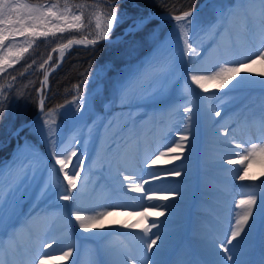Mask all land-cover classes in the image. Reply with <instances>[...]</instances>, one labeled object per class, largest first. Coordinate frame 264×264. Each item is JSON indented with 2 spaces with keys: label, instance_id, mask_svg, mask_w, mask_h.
I'll return each mask as SVG.
<instances>
[{
  "label": "rangeland",
  "instance_id": "1",
  "mask_svg": "<svg viewBox=\"0 0 264 264\" xmlns=\"http://www.w3.org/2000/svg\"><path fill=\"white\" fill-rule=\"evenodd\" d=\"M26 2L31 3L33 5L48 6L53 3H56H36L31 0H26ZM60 3L63 4L64 1H61ZM247 3L251 4V0H207L206 4H204L201 10L194 13L195 23L193 29L189 31V41L196 42L198 44L197 48L199 49V51L200 49L206 48L211 45L214 49H217L216 51H219V47L222 49V45H227V48L229 49L230 53L234 54L235 56H238L237 52L235 51H237V49L238 51L241 50L240 48L242 46V42L239 41L238 37H236V39L234 40L231 37V33H239L237 29L231 26L229 32L227 31V34L223 36L220 34L217 35L216 30L215 32H213V29H215V24L217 23L218 26L216 27V29L220 32L222 30L221 27L224 26L225 22L229 24V20L232 18L231 13L237 8V6L246 9L252 7ZM71 4L79 5L83 3ZM84 5L91 6L95 4L92 3ZM254 7L257 10V15L255 18L251 19L252 25L249 28H245V31H243L244 36H248L251 33L250 30L253 29V27L255 32L259 36V4L256 3ZM142 9L144 8L142 7ZM246 9H244V15ZM101 10L105 13L109 12L108 10ZM73 11L77 15L80 14L79 9L73 8ZM83 11L85 15L86 13H88V17L85 16V23L88 26L85 29L79 31L75 29H69L65 31L64 33H67L68 36H71L72 38H82V36L84 35L83 33H85L89 27L94 28L95 17L93 13L96 10L92 7H87ZM151 13H156V11L151 7H148L147 10L143 11L139 17L135 19L132 18L129 23L132 29L128 31L129 33L126 32L128 34H124L127 29L126 27L122 29H116L120 22L114 26L112 32L109 34V38L105 41H108L111 37L122 35V40L119 39L121 40V47L123 50L122 53L123 55L128 56L129 60H131V63L123 71H121L117 75L115 74L114 79L110 78V73L114 70V68H111V70H103L100 66V68L96 69L92 79H100L103 76L107 78V82L98 80L88 90L84 91L82 94L79 95L82 98L80 102L84 105L80 112H75L76 105L72 103L75 98L72 101H69L56 109L44 108L43 112L35 122L18 132L17 134L13 135V146L7 153L0 155V186H2L5 192L8 191L10 186L14 189L18 188V191L15 192L14 198L0 202L3 204L4 207L5 221L4 228L0 229L1 258L2 255H4V257L1 259L3 262H1L0 264H28V254H38V252L36 251L40 247L38 239L36 238V236H34L32 230H34V227H41V224L44 223V226L47 228V230L51 232L50 235H52V244L55 243L54 245H52L49 240H47L46 242L40 241L42 243L41 247H43L44 251L47 250L48 245H52L48 253H54V256L52 259H49L48 263L46 264H71L74 259H77L75 253V247L77 245L83 244L84 248H87L90 251L96 248L97 242L99 241V239H102L101 237L103 236V234H105L103 233V230L105 228L97 230L94 233V236H86L81 234L80 237L76 235L77 222L74 219L75 211L74 209H72L74 199L69 201L59 199V195L63 192V186L66 181L62 179V173H59L57 171L59 166L55 165L54 157L49 155V149L52 148L54 145L58 154L61 152L66 154L70 150L75 149L77 152V157L73 158L74 162L78 157H82L83 161H86L87 159L85 158L84 152H79L78 150L80 146L83 148V133L85 134L88 128V132L91 136V139L89 140L87 138L84 147L88 148L89 146H94V143L96 144V142L93 141H96L98 139V132L102 129L100 126H102L104 122L108 123L110 126V128L107 127L109 134V142L106 147L110 149L111 144L113 146L115 145L113 148V152H110L109 155H105V152H98L97 154L101 163L103 165L105 163V165L104 167L100 165L97 166L95 172L98 174V176L93 175L94 177L90 181V201L94 200V198L96 197L98 192L102 190V188H106L107 184H104L105 177L102 176V174H105L108 169H114L116 172H118L116 176L120 179L123 177V175L131 176L128 181L123 180L126 182L122 185L116 184L113 188L117 191V195H119L122 200L126 198L133 201L135 200L134 197H136L138 194L136 195L135 193L130 191L133 186L139 187L142 185V177H140L138 173L136 174V176H134L133 174H131L133 171H128L127 173L122 172L119 166L120 163L122 165L124 164V160L122 159L120 150L124 149L123 147L125 143L129 141V139L133 138L138 131H146L145 129H149L148 131H150L151 127L155 126L154 120L143 122L142 117L144 115L147 117L148 114L151 113H148V110L145 111V109L151 108L155 103L161 104L164 101L168 102V98H170L169 96H159L160 98L158 97V95L162 94L164 87H166L167 85V82L170 83L172 79L175 80L174 85L186 84V78L184 77V73L182 74L181 70L182 66L193 67L200 57L199 56L197 58H194L192 59V61L186 63V51L183 50V38L179 36L175 28L177 22L171 19L172 16L159 18L153 17L148 20L146 24L138 25V21L149 16ZM120 15H123V22L129 19V17H132L131 13L118 14V17ZM223 17L225 20H222ZM152 20L159 21L157 22L156 26L158 27V29H160L159 31L157 30V32L153 34L152 37L155 38L158 35H160V37L148 51L143 52L141 43L137 40H134L133 37H135L136 31L145 28L147 24ZM89 21H91V23H89ZM235 21L236 23H238V17ZM243 23L244 25H242V27L248 26L249 19L245 17ZM209 26L212 27L209 28ZM155 29L156 27L153 25L149 28V31L152 32ZM206 32H211V34H207ZM202 33H205V37L202 40L200 39L199 42L198 38ZM226 36L227 39L223 40ZM36 38L38 37H32L30 34L18 36L14 41L9 38V40L5 42V49L0 51H3L4 55L8 57V60L12 62L11 66H9L8 62L3 64V69L5 70L11 68L21 58L25 57L30 52L31 47L33 46ZM29 40L32 41L31 46H29L28 44ZM250 44L252 43L250 42ZM8 45L13 46L12 53L7 52ZM22 48H26L27 51L21 52L20 49ZM59 58L60 57L58 46L55 51V55L52 56L51 60L49 61V67H54L58 63ZM240 58L241 57H238V59ZM222 62H224V60L218 62L212 68L211 74L213 71H218V65ZM175 73L178 74L176 79ZM241 75H244V73H242ZM237 79H239V77H237ZM129 82H132L133 84V87L130 91L124 88V85L128 84ZM209 82L210 88L207 92H204L202 89L199 88L193 89V87L191 88L190 86L185 87V89L188 91V94L184 96L185 99H182L183 95H175V98L177 97L180 102L176 104V108L172 109L173 111H169L172 115H182L183 118H186L187 116L189 117L191 115L194 119V121H192L194 124L193 127H191L190 135V139H193L192 137L194 136V142L191 143L192 150L187 151L186 153L188 155L185 158L178 160L174 164L180 165V167L182 168H186V164L190 162V164L187 166L190 168L194 166L192 168V173L196 172L195 177H198V174H203L204 177H207V175L209 174L208 172L212 174L211 176H215L216 172L214 171V166L212 165V163H218L221 161L216 159L214 156L210 157L209 155L205 154L209 145L216 146L218 144L204 133H201V137H199L198 135V132H202L203 130V115H205L204 111L201 108L202 99L198 100V96L203 94L206 98V105H213L215 107V110L221 109L222 106L227 105L226 103H229V108L221 113L225 114L229 109H235L239 105V102H241L242 99L238 102H235V98L240 97L241 93L244 91V88L242 86H239L238 88L233 89L230 93V96L223 99L221 103H215L216 100L219 99V96L212 95V93L216 91L215 85L217 82ZM233 82L235 83V81ZM254 88L260 90L261 92H264V84H255ZM167 89L170 90V88ZM191 104L193 105L192 111L188 113L184 112L183 108L185 106H188L190 108ZM138 106L142 107L137 108ZM245 107H249V105L245 104ZM130 108H132L130 115L124 113ZM165 112L166 111L160 112L158 116V120L160 121V123H163V128L170 126V124L173 125V128L180 126L175 122H171V120L167 118V116L164 114ZM254 113L255 117L259 116L261 118L262 113L264 115V102H260L259 104L255 105V111L252 114ZM242 119L244 120L243 123L248 122L250 120L249 114L243 117ZM44 120H48L51 122V135H49L48 133V125H43V132L40 131ZM146 120H148V118H146ZM224 122H219L217 126L219 128L228 129V135L226 136V138H229L231 134L236 139L232 141V143H228L229 146L223 144L224 146L230 147V145L232 144L235 146L237 144L241 145V142L244 144V147H247L248 149L252 147L253 143L258 146H264V143H262L261 140L264 135L261 134L259 137L245 139L242 136L243 128L240 127L238 130L234 129L235 120L232 117ZM259 122L260 121H256L254 122V124L257 125ZM97 129L98 131L94 133V130ZM166 133L172 136L176 135V133H178V130H171L170 132L165 131L160 134L167 135ZM126 135H128V137H126ZM154 142L155 143L152 144L154 151L150 154L149 158L147 157L148 159L145 158V160L147 159L145 162L144 159H140L139 155L136 156L140 168L144 169L148 160L155 159L154 157L158 155L157 150H160V144H158L157 140H154ZM108 149L106 150L108 151ZM92 152H95V148ZM87 155L88 154H86V157ZM214 159L215 161L212 162V160ZM105 166H107V170L105 169ZM71 167L72 166L69 165V168ZM180 167H175L173 169H180ZM204 168L208 169V171L204 170ZM262 176L263 175H261L260 177ZM255 178L258 179V182L255 184V192L258 197H262L264 196V176L261 180L258 176ZM81 182H83L81 179L77 181V189ZM177 184L181 186V188L190 184V189H195L198 185H200L199 181L196 178L193 179L192 177H189L188 181L178 179ZM143 188L144 192L139 193V196L143 195L146 197V194H152V190H149L146 187ZM228 189L229 190L224 191L223 196H220L218 198L212 196V192H217V189H211L210 191L207 190V193L203 194L202 196H198L200 197V200H197L191 205V211L194 210L193 216H191V211H188V214L186 216H183L184 218L182 220H173L172 222L168 217L161 216V220H165V222H168L164 226V229H169V227L174 228L177 226L188 227L189 224H193L195 222V218L198 217V214L200 212H203V214H205V218H203V220L201 219L200 223L196 222L194 225L199 227L206 221H212L206 223L205 225H202V228L207 232L206 235H200L202 239H204L208 235L214 237L216 232H222L223 230L228 231L231 226L230 224L226 223L222 225L220 215L221 210H219V208H221L220 205L223 204L222 201L225 202L231 200L232 195L236 197V195H234V188ZM76 190H73V192L75 193ZM218 191H220V189H218ZM175 192L179 191H161L163 195H170ZM113 196L114 195H111V197ZM238 198H240V196L237 197V201H239ZM105 202L107 203V201ZM172 202L176 205L180 204L178 203V200ZM218 205L219 207H217ZM123 206L124 205H117V207L115 208L121 209L124 208ZM238 212H240V210L235 213ZM147 224H151V222H147ZM211 224H213V226L209 227ZM190 227H192V225ZM254 227L264 229V218H258V221L256 220V224L254 225ZM121 229L123 231H126L128 230V227L122 225ZM122 234L125 233L122 231L116 232L109 237V241H111L112 238H115V241H111L114 246L118 244L125 248L124 253L122 252V256L118 257L117 255H112L110 258L114 259V261H116V258H118L121 264H129V262H132V258L135 262L139 264L140 261L136 256V251L134 250L133 246L129 243L130 238H127ZM13 235H15V243H12L10 240ZM184 236V234L181 235V237ZM166 237L167 236L164 235L163 242L159 241L157 242V245L153 246L155 247V249H153V252L151 253V259L155 258L158 263L163 262L164 264H171L177 256H175V254L179 250H190V248H192L190 245L183 246V243L179 241V238L172 239L171 241H164V238ZM17 238H19L20 240H24V242L19 241L21 244L17 243ZM70 238L73 239L74 242H68ZM215 238H219V236L216 235ZM17 244L21 245V249H14V257H7V259L5 260V257L8 254L7 248H10V246L12 247V245ZM258 244L260 245L259 247L261 253L264 255V232L259 234ZM163 247H168V249L164 250ZM69 249H71L72 255L65 257L64 252L68 251ZM241 250V253H245L246 251L247 255H251L253 253V251L248 246H243ZM26 253L27 256L25 257ZM147 253L149 254V252ZM153 253L157 254L153 256ZM178 253V255L180 256L181 252ZM205 257L207 259H210L208 257V254ZM148 258L149 257H147L146 259ZM193 259L194 258L190 256L188 258V264L193 262Z\"/></svg>",
  "mask_w": 264,
  "mask_h": 264
},
{
  "label": "bare ground",
  "instance_id": "2",
  "mask_svg": "<svg viewBox=\"0 0 264 264\" xmlns=\"http://www.w3.org/2000/svg\"><path fill=\"white\" fill-rule=\"evenodd\" d=\"M248 5L253 6L250 3H247ZM244 9L246 8H240L237 6V8L232 11V18L229 20V24L225 22L224 26L221 27L222 30L219 32L216 27L218 26L217 23L215 24L216 27L213 29L215 32H219L220 35H225L227 34V31L229 32L231 26L237 29L239 33H231L232 39H236L238 37L239 41L242 42L241 50L235 51L237 52L238 56H235L234 54L230 53L229 49L227 48V45H222V49L219 47V51H216L217 49H214L213 46H208L206 48L199 49L197 48L198 44L196 42L193 43V47L196 48V52L194 53H188L186 52V63L192 61V59L199 57L197 60V63L192 67H183L182 66V74L184 73V77L186 78V84L184 85H174L175 80H172L167 82L166 87H164V90L162 94L158 95L159 96H169L168 102L164 101L161 104L155 103L151 108L145 109V111L148 110V116L146 117L145 115L142 117L143 122H148L150 120L155 121V126L151 127L150 131L145 129L146 131H138L133 138L129 139L124 145V149H121V155L122 159L124 160V164L122 165L120 163V169L122 170L123 173H127L128 171H133L131 174L136 176L138 175L142 177V185L143 187L148 188L149 190H152L153 194V199L148 200L145 196H139V193L130 191L135 193L137 196L134 197L135 200H130L128 198L126 199H121L119 195H117V191L113 188L115 187L116 184L122 185L125 183L127 175H123V177L120 179L119 177L116 176L118 172H116L114 169L109 170L107 166H105V169L108 171L105 174H102V176L105 177L104 184H107L106 188H102L101 191L98 192L96 197L94 198L93 201H90L89 199V185L91 179L95 176H98V174L95 172L97 169V166H103L104 165L101 163L100 159L98 158L97 154L98 152L104 153L105 155H109L110 152H113L114 146L111 144L110 149L106 147V145L109 142V134H108V128H110L109 124L104 122L102 126H100L102 129L101 131L98 132V139L96 141V144L94 143V146H89L88 148L84 147V144L87 140V138L90 140L91 136L89 134V128L85 132L83 141H82V146L79 147V152H84L85 158L87 159L86 161H83L84 167L81 171V180L84 183V187H81V183L74 193L75 199L72 204V209H74L75 213L79 211L81 215L85 216H95L100 212H108V215H105L101 220H98L96 222L97 227L90 229L88 231H85L84 229L79 228L78 222H77V227H76V235L81 237L82 235L86 236H94V233L101 229L105 228L103 230V236L101 237L102 239H99V241L96 244V248L92 250H88L87 248H84V245H77L75 247V253L77 256V259H74L71 264H121L119 259L116 258L117 260L114 261V259L110 258L112 255H117L118 257L122 256L124 253V247L120 245H113V241H115V238H112V242L109 241V237L113 235L116 232H124L125 237L130 238L129 243L133 246L134 250L136 251V256L138 260L140 261L139 264H145V261L147 260L146 258L149 257L151 258V253L146 252V247H147V242L149 239V235H145L142 232L141 228H128V230H122L121 226L122 225H130L134 224L136 222H140L142 225L147 223V222H153L154 220L160 225L159 228H153L152 232H157L159 231L163 237L164 235L167 236L164 238V241H171L172 239L179 238V241H183L184 243L182 244L183 246L190 245L192 248L190 250L188 249H182L180 256L178 255L179 253L177 252L175 254L176 258L172 261L171 264H188V258L191 256L193 257V262L190 264H220L221 257L217 254V245L220 241L218 240H224L225 237L229 234V230H223L222 232H216L215 236L212 237L211 235H208L204 239L200 237L201 234H207V232L202 228V225H205L210 221H206L204 224L200 225L199 227L194 225L196 222L203 220L205 218V214L203 212H200L198 214V217L195 218V222L193 224H189L188 227H174L169 229H164L167 221L161 220V217L156 218L151 215V212L154 210L158 211H165V208L163 206H167V208L170 211L165 212V216L163 217H168L171 222L174 220L180 221L188 214V211H191V205L195 203L197 200H200L198 196H202L203 194L207 193V190L210 191L211 189H217V192H212V196L215 198H218L220 196L224 195V191L229 190L228 188H234V195H232L231 200L229 201H222V205H220L221 210L220 215H221V220H222V225L223 224H230V226L234 225L235 219L237 217L238 213H235L240 210L237 201V197L240 196V199H244L248 197L249 195H255L257 198V205L256 208L254 209V218L258 221V218H261L259 208H260V200L261 197H258L256 192H255V184L258 182V179L255 177H259L260 180L263 179L264 176V157H258L255 160H252L248 162V167H247V175L245 176V179L240 180L239 176L244 175V172L240 171L241 165L238 163L240 160V156L235 153H240L247 147H244V144L241 142V147L236 148L235 145H230V147L224 146L228 145V143H232V141L236 140L231 134L229 138H226L223 133L227 132V128H219L217 124L219 122H224L227 121L229 118H233L235 120V127L234 129L238 130L240 127L243 128L242 136L245 139H252L254 137H259L261 134L264 135V131L261 130L260 128V123L257 125L254 124L256 121H260L261 118L255 117V113L252 114L255 111V105L259 104L260 102H264V92H261L260 90L254 88V85H260L259 81L264 78L261 77L259 74L264 72V61H257L256 63H249L248 64V74L252 75L256 78L255 83H244L240 86L244 88V91L241 93L240 97L235 98V102H238L242 99L241 102H239V105L234 109L231 108L229 109L225 114H221L220 117H215L213 115V111L215 110V107L213 105H206V98L204 95L198 96V100L202 99V104L201 108L204 111L203 115V130L202 132L199 131L198 135L201 137V133H204L208 135L209 138H211L214 142H216L218 145L213 146L209 145L208 149L206 150L205 154L211 156H214L216 159L221 160L220 162H214L212 165L214 166V171L216 172L215 176H211L210 172L207 175V177H204L203 174H198V177L196 176V172L192 173V168L188 167L186 164V168L180 167V165L174 164L176 161H173L171 163L165 164L163 161L165 160H170L172 154H168L165 156L159 157L157 160L156 164H152L151 160H148L146 163V167L140 168L139 167V162L136 159V156L139 155L140 159H144V162L149 158L150 154L154 151V148L152 147V144L155 143L154 140L158 141V144H160V150L161 151H166V148H163L162 145H167L171 144L174 140L178 139V133H182L185 129L186 126L193 127V122L194 119L192 118L191 121H189L188 116L186 118H183L182 115L177 116L176 114L172 115L170 110L176 108V104L180 102V100L176 96L183 95L182 99H185L184 96L188 94V91L185 89V87L190 86L193 89L199 88L197 85H195L193 82H191L190 77L191 75H210L212 68L220 61H230V62H235V61H240V60H245V59H250L254 58L253 53L258 51L261 47L260 39L259 36L255 33L254 27L251 29V33L247 36H244L245 28H249L252 25V21L249 20V25L242 27L244 25L243 20L245 18L244 15ZM236 16V17H235ZM238 17V23H236V18ZM222 20H225L224 17ZM240 22V24H239ZM258 24H260V21H258ZM236 25V26H234ZM207 34H211V32H206ZM205 37V33H202L198 41L200 42V39L202 40ZM208 38V36H207ZM227 36L224 37L223 40H226ZM250 42L252 44H250ZM217 44V42H216ZM235 56V57H234ZM238 57H241L238 59ZM185 65V64H184ZM178 74L175 73V79L177 78ZM260 79V80H259ZM234 83V82H232ZM167 88H170L167 89ZM206 88H210V82H206ZM232 88V85L229 84L228 87L224 89H217L215 88V92H220L226 95L219 96L216 100L215 103H221V101L227 97L230 96L231 92H228L229 89ZM263 88V86H262ZM264 90V89H263ZM228 92V93H227ZM160 98V97H159ZM182 101V100H181ZM154 102V101H153ZM201 103V102H200ZM224 105L221 107V109H216L220 110L221 113L227 110L228 104ZM245 104L249 105V107H245ZM254 104V107H253ZM215 105V104H214ZM244 105V106H243ZM142 107V106H141ZM138 106L137 108H141ZM191 110L193 109V105H190ZM242 108V109H241ZM262 108V107H260ZM136 109V108H135ZM132 108L129 110L125 111L124 113L129 114L131 112ZM262 110V109H260ZM164 114L171 120V122H175L176 124L180 125L178 127H174L173 125L170 124V126L163 128L162 125L163 123H160L158 120V116L160 112H164ZM173 111V110H172ZM202 111V114H203ZM168 112V113H167ZM249 114V121L246 123H243L244 120L242 119L246 115ZM252 114V115H251ZM251 115V118H250ZM191 116V115H190ZM262 116L263 113H262ZM148 120H146V118ZM154 117V119H153ZM192 117V116H191ZM194 117V115H193ZM145 119V120H144ZM217 119V122H216ZM136 123V121H135ZM225 123V122H224ZM171 130H178V133L176 135H168V133L165 134H160L162 132H167ZM97 130H94V133L97 132ZM128 137V135H126ZM94 138V135H93ZM243 139V140H245ZM194 140L191 139V143H193ZM220 143V144H219ZM224 144V145H223ZM221 145V146H219ZM229 146V145H228ZM95 148V152L93 153V149ZM108 149V151L106 150ZM248 149V148H247ZM191 150H192V144H191ZM190 150V151H191ZM189 151L186 149L185 151V157L188 155L186 152ZM86 154L87 157H86ZM148 157V158H147ZM145 158H147L145 160ZM155 159L157 158L154 157ZM122 160V161H123ZM211 160V159H210ZM233 161V163H228L227 161ZM215 161L212 160V162ZM117 165V164H116ZM118 166V165H117ZM96 167V168H95ZM162 167L168 168L169 170L175 168V167H180V171L182 175L180 176H174L170 175L164 172H158V169H161ZM185 167V166H184ZM200 169V168H199ZM202 169V168H201ZM203 170V169H202ZM204 170L208 171V169ZM250 170V173H249ZM263 175L262 177H260ZM138 176V177H139ZM158 177V178H154ZM210 176V177H208ZM131 177V176H128ZM183 177V178H182ZM189 177H192L193 179L196 178L200 185H198L195 189H190V184L187 186L181 188L177 184V180H186L188 181ZM254 178V179H253ZM253 179V180H252ZM126 180V181H123ZM147 180L148 183H144V181ZM112 186V187H111ZM243 186V187H242ZM135 187V186H133ZM132 187V188H133ZM131 188V189H132ZM220 189V191H218ZM162 190H175L179 191L181 193V196L184 197H176L172 198L173 194H162ZM223 190V192H222ZM116 193V195H115ZM248 193V194H247ZM245 194V195H244ZM111 195H114L111 197ZM167 195L169 196V199L165 200L163 197ZM178 200V205L173 204L172 201ZM107 201V203L105 202ZM74 205V206H73ZM91 205V206H88ZM117 205H124V208H115ZM155 205L156 208H152L151 206ZM74 207V208H73ZM219 207V205L217 206ZM148 208L149 211L146 213L148 216L147 221L144 220L143 216L138 215L137 213L143 211V209ZM71 209V211H72ZM218 210V211H219ZM73 213V212H72ZM197 213V212H196ZM194 210L191 211V216H193ZM163 222V223H161ZM251 224V220H250ZM42 226L40 227H34V230H32L34 236L38 239V243L40 247L36 252L38 254H28V264H38L39 258H43V254L48 253L49 249L51 247H48L47 250L44 251L43 247H41V242H46L47 240L51 242L52 235H50V231L47 230V228L44 226V224H41ZM192 225V227H190ZM194 225V226H193ZM213 224H211L209 227H212ZM228 226V225H227ZM164 229V230H163ZM247 231V228H246ZM264 229L263 228H255L253 226V229L251 232L248 233L247 236H244L242 234V238H238L240 241L239 244H237L236 241H233V244L236 245V247L233 249V253L235 257H238L241 261L242 264H262L264 262V255L261 253L260 250V245L258 244V237L260 233H263ZM257 233V236H256ZM185 235L184 237H181V235ZM216 235L219 236V238H215ZM55 237V236H54ZM59 239V238H58ZM57 239V240H58ZM19 241L24 242V240H20L17 238V243L21 244ZM56 241V240H54ZM73 239L70 238L68 242H72ZM74 242V241H73ZM159 242V241H157ZM12 245L10 248H7L8 254L5 257V260L7 257H14V249L19 250L21 249V245ZM50 244V245H51ZM53 243L52 245H54ZM51 245V246H52ZM243 246H248L250 249L253 251V254L247 255L246 251L245 253H241L242 250L241 248ZM202 247V248H201ZM231 248V246H229ZM164 250H167L168 247H163ZM155 249V247H153ZM26 251V249H25ZM123 252V253H122ZM208 254V257L210 259H207L205 256ZM38 255V256H37ZM27 256V253L25 254V257ZM147 256V257H146ZM174 256V257H175ZM4 255H2V258ZM98 257V258H97ZM198 257V259H197ZM0 255V260L2 259ZM168 258V257H166ZM49 259L45 260V264L48 263ZM75 261V262H74ZM129 261V260H127ZM131 261L134 262V264H138L135 262L132 258ZM153 264H164L163 262H157L155 258H152ZM3 262L2 260L0 263ZM65 263V262H64ZM62 264V263H59Z\"/></svg>",
  "mask_w": 264,
  "mask_h": 264
},
{
  "label": "snow or ice",
  "instance_id": "3",
  "mask_svg": "<svg viewBox=\"0 0 264 264\" xmlns=\"http://www.w3.org/2000/svg\"><path fill=\"white\" fill-rule=\"evenodd\" d=\"M259 4L258 17H259V39L261 43V47L258 51L254 52L252 55L254 58L230 62L224 61L218 65V71H213L211 75H191L190 80L195 85L202 89L204 92H207L206 82L208 81H216L215 87L217 89H224L228 87L229 84L232 85V88L229 89L231 92L233 89L238 88L240 85L244 83H255L256 78L252 75L248 74V64L256 63L259 61H264V0H251L252 7L245 10V17L249 20L253 19L257 15V10L254 5ZM87 7H92L96 11L93 13L95 17L94 22V30L89 32L87 35H83L80 39L70 38L67 40V43L61 44L59 46V57L60 60L63 59L65 55V50L69 49L73 44L78 45H96L99 41L107 40L109 38V34L112 32L114 26L122 22L123 15L118 17V9L115 6L111 7L109 12H103L100 9L99 4L95 5H72L68 3V0H64V3L61 4L59 0L56 3L48 5H33L31 3L26 2V0H0V50L5 49V42L11 38L13 41L18 36H24L26 34H30L32 37H48L55 36L56 33H64L69 29L75 30H83L88 25L85 23V13L84 9ZM73 8L79 9L80 14L77 15ZM151 17L143 18L139 24L143 25L148 22ZM171 19L176 21L175 28L179 34L183 38V50L188 53L196 52V48L193 47V42L189 41V31H191L194 27L195 17L194 10L189 9L183 11L180 15L172 16ZM91 23V21H89ZM212 26H209L211 28ZM88 35H92V39H88ZM219 35V32H217ZM32 41L29 40L28 44L31 46ZM13 46H7V52L12 53ZM21 52L27 51L26 48L20 49ZM51 60V55L48 57ZM6 62L11 66V62L8 60L3 53L0 51V72L4 71L2 65ZM244 73V75H241ZM261 77H264V72L259 74ZM239 77V79H237ZM47 81V75L44 77V82ZM235 81V83H232ZM259 83L264 84V79H261ZM133 87L132 82L124 85L126 90H131ZM79 86H77V89ZM3 95V91L0 90V96ZM212 95L222 96L226 95L220 92H214ZM82 98L77 96L72 103L76 105L75 112H80L83 108V104L80 102ZM3 101L0 100V103ZM41 108H43V100L40 101ZM183 111L188 113L191 112V108L185 106ZM213 115L215 117L221 116L220 110H214ZM189 121H191L192 117H188ZM260 128L264 131V116L261 117L260 120ZM51 122L48 120H44L41 126L40 131L43 132V125H48V133L52 134V128L50 126ZM191 127L186 126L182 133H178V139L174 140L171 144L162 145L163 148H166V151L157 150L158 155L156 159H152L151 163L156 164L157 160L161 156H165L168 154L171 155L170 160H165L163 163L168 164L176 160H181L185 158V151L191 150ZM223 135L227 136L228 133L225 132ZM194 139V136L192 137ZM262 143H264V137L261 138ZM241 145L237 144L236 148H240ZM240 156V160L238 163L242 166L240 171L244 172V175L239 176L240 180L245 179L247 175V167L248 162L257 159L258 157H264V146H258L255 143L252 144L250 149H244L240 153H235ZM49 155L54 157L55 165H58L59 168L57 171L62 173V179L66 181L64 184L63 192L59 195V199L64 201H69L75 199L73 190L77 189V181L81 179V171L84 167L82 157H78L74 162L73 158L77 157V152L75 149L70 150L66 154L61 152L57 153L56 148L53 145L52 148L49 149ZM228 163H233V161L229 160ZM69 165L72 167L69 168ZM158 172H164L174 176L182 175L179 169L169 170L166 168H161L157 170ZM154 178H158L155 177ZM124 179L128 180L130 177L126 176ZM144 183H148L147 180ZM81 187H84V183H81ZM18 191V188L9 187L8 191L5 192L0 186V202L6 201L8 199H12L15 196V192ZM131 191L136 193H143L144 188L143 185L139 187H133ZM181 196V193L175 192L173 193L172 198H176ZM146 198L148 200L153 199V194H146ZM165 200L169 199V196L165 195L163 197ZM257 205V198L255 195H251L246 199H240L238 201L237 207L240 208V212L237 215L234 225L229 228V234L225 237L224 240L220 241L217 245V254L221 257L220 264H242V261L235 257L233 253V249L236 245L233 244V241H236L237 244L240 243L238 238H242V234L247 236L249 232L252 231L253 226L256 224V220L254 218V209ZM155 208L156 206H151ZM165 211L154 210L151 212L153 217L159 218L161 216H165L166 211H170L167 206H163ZM149 211L148 208L143 209V211L137 213L140 216L144 217V220L147 221L148 216L146 213ZM259 212L262 218H264V196L261 197L260 200V208ZM108 212H100L95 216H85L81 215L79 211H77L74 215V219L78 222L79 228L88 231L90 229L96 228V222L101 220L105 215H108ZM251 220V224H250ZM163 223V222H161ZM5 226L4 221V207L3 204L0 203V229H3ZM128 228H141L142 232L145 235H149V239L147 242L146 252L152 253L153 246L157 245V241L163 242V235L157 231L152 232L153 228H159V224L154 220L151 224H141L139 221L125 225ZM247 228V231H246ZM12 243H15V235L10 238ZM231 246V248L229 247ZM51 247V245H48ZM157 253H153L155 256ZM72 251L69 249L64 252V256H71ZM54 253H45L43 254V258H39L38 264H45L46 259H52ZM129 264H134V262H129ZM145 264H153L151 258H148L145 261ZM264 264V262H262Z\"/></svg>",
  "mask_w": 264,
  "mask_h": 264
},
{
  "label": "trees",
  "instance_id": "4",
  "mask_svg": "<svg viewBox=\"0 0 264 264\" xmlns=\"http://www.w3.org/2000/svg\"><path fill=\"white\" fill-rule=\"evenodd\" d=\"M36 3L57 2V0H31ZM64 0H59V2ZM202 0H68V3L99 4L104 11L112 6L118 9V14H132V17L120 22L116 29L126 27L132 18L139 17L143 11L151 7L156 12H170L180 14L189 9H195ZM112 3V4H111ZM137 3V4H135ZM142 7L144 9H142ZM88 17V13L86 15ZM158 20L150 21L143 29L136 31L134 40L141 43L143 52L148 51L160 35L153 38L159 31ZM156 29L149 31L151 26ZM94 30L89 27L84 35ZM122 33V32H121ZM133 36V35H132ZM72 38L67 33H56L55 36L38 37L34 41L30 52L11 68L0 73V155L7 153L14 144L13 132L24 122L30 120L38 111L40 104L39 90L49 62V55H55L58 46ZM88 38H93L88 35ZM122 40V39H121ZM121 40L101 41L96 45L75 47L65 57L62 66L49 77V92L45 109H56L72 101L93 86L98 80L107 82V78L92 79L96 69L114 70L115 74L123 71L130 63L127 55H123ZM127 42V41H126ZM77 86L79 88L77 89ZM10 154V152H9Z\"/></svg>",
  "mask_w": 264,
  "mask_h": 264
},
{
  "label": "water",
  "instance_id": "5",
  "mask_svg": "<svg viewBox=\"0 0 264 264\" xmlns=\"http://www.w3.org/2000/svg\"><path fill=\"white\" fill-rule=\"evenodd\" d=\"M206 1H207V0H204V1L200 4V6H199L198 8H196L195 10H199V8H201V7L206 3ZM149 16H150L151 18H153V17L159 18V17L175 16V15H174V14H171V13H165V12H164V13H151ZM149 16H147V17H149ZM151 18H150V19H151ZM150 19H149V20H150ZM141 20H142V19H141ZM141 20H140V21H141ZM140 21H138V25H140V24H139ZM131 29H132V27H131V26H128L127 29H126V31L124 32V34H125L126 32H128L129 30H131ZM121 36H122V35H120V37H121ZM74 39H80V38H74ZM110 39L112 40L113 38H110ZM102 41H103V40H102ZM99 42H100V41H99ZM66 43H67V42H66ZM77 46H89V45H78V44H73L69 49H66V50H65V54H66L67 51H69V50L72 49L73 47H77ZM64 59H65V55H64V57H63L62 60H60V58H59L58 63H57L54 67H52L49 71H47V73H46V75H47V81L44 82V79H43V82H44L45 85H46V93H47L48 88H49V81H48L49 75H50L53 71H55L56 69H58V68L62 65ZM44 101H45V100L43 99V104H44ZM42 109H43V108H41V105H40V107H39V111H38V113L33 117V119H31V120H29L28 122H26V123L20 125V126L18 127V129L16 130V132H18L20 129H22V128H24V127H26V126L32 124L33 122H35L36 119L39 117L40 113L42 112Z\"/></svg>",
  "mask_w": 264,
  "mask_h": 264
}]
</instances>
